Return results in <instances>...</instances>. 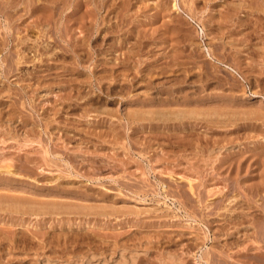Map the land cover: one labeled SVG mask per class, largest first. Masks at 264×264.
<instances>
[{
  "label": "rangeland",
  "instance_id": "obj_1",
  "mask_svg": "<svg viewBox=\"0 0 264 264\" xmlns=\"http://www.w3.org/2000/svg\"><path fill=\"white\" fill-rule=\"evenodd\" d=\"M4 3L0 264H264V0Z\"/></svg>",
  "mask_w": 264,
  "mask_h": 264
},
{
  "label": "bare ground",
  "instance_id": "obj_2",
  "mask_svg": "<svg viewBox=\"0 0 264 264\" xmlns=\"http://www.w3.org/2000/svg\"><path fill=\"white\" fill-rule=\"evenodd\" d=\"M37 1V0H36ZM47 1V0H46ZM68 2V1H67ZM7 3V2H6ZM6 3H4V4H2V8H0V13H1V15L2 14H4V17H5V20L8 22L9 21V12L10 11H8V10H13L14 9V5H7L6 6ZM187 3V2H186ZM10 4V3H9ZM42 5V4H41ZM64 5V4H63ZM68 5L69 6H72V1L70 2L69 1V3H68ZM68 5H67V7L65 8L66 10H69L70 9V7H68ZM73 5H75V4H73ZM29 6V5H28ZM53 6V5H52ZM56 7V6H55ZM54 6L53 7H47L48 9H46L45 7H42V8H44V9H41L40 7V9H41V11L42 10H47V11H49V13L48 14H50V15H46V16H44L45 18H44V21H43V23H41V25L43 24V26L46 24V25H51V24H53V28L54 29H56V31H54L53 32V34H51L54 38H58V40L60 39L62 42L64 41V42H66V40L65 39H67V37H69V30H71V26H69V30L67 31V29L62 33L61 32V30H59V28H58V26H59V21L57 20V21H55L54 20V16H56V13H55V11L57 10L56 8H55ZM61 7V6H60ZM39 8L38 7H35L34 8V11L35 10H39ZM59 8V7H58ZM190 8V7H189ZM46 10L44 11V12H46ZM8 13H7V12ZM59 11V10H58ZM62 11V10H61ZM11 13V12H10ZM54 13H55V15H54ZM59 13V12H58ZM70 13V12H69ZM71 14L72 13H70V15H68V16H71ZM73 14H74V12H73ZM195 14V13H194ZM5 15H7V16H5ZM59 15H60V13H59ZM61 23V22H60ZM7 24V23H6ZM10 23H8L7 25H8V27H4L5 28V30L6 31H9L10 30V25H9ZM36 25H40L39 23H36ZM68 27V26H67ZM53 29V30H54ZM41 31V30H40ZM4 34V33H3ZM7 35H9V33H5V35H1V37H2V40H0V41H2V42H0V54L5 50V47H6V45H8V44H6L8 41H7ZM11 35V34H10ZM52 37V38H53ZM23 40V39H22ZM154 40V39H153ZM5 41H7V42H5ZM48 41V40H47ZM68 42H69V40H67ZM63 42V43H64ZM68 44V43H67ZM71 44V43H70ZM70 44H69V46H70ZM17 46V45H16ZM68 45H67V47H69ZM24 47V46H23ZM16 48L14 51H10V49H9V51H8V53L9 54H11V55H15L16 57H17V55L18 56H20L21 55V57L22 56H24V55H22V54H24L25 52H27L26 50H29V51H31L33 54H36V53H38V55H39V53L41 52V54L40 55H45V53L47 54V55H49L48 53L50 52V54L51 53H53L52 51H51V48L49 47H42V50H41V48H36V46L35 47H33L34 49H29V48ZM26 47V46H25ZM39 47V46H38ZM66 47V48H67ZM72 48L70 49V50H68V52L70 53H75V50L76 49H74L73 48V46H71ZM41 51H40V50ZM61 50V49H60ZM28 51V52H29ZM61 52V51H60ZM67 51H66V53H68ZM14 53V54H13ZM30 53V52H29ZM28 53V54H29ZM70 53V54H71ZM62 54V53H61ZM10 55V56H11ZM7 58V57H6ZM146 99V98H145ZM155 100V99H154ZM143 101V100H142ZM147 101V100H146ZM157 101V100H156ZM161 101V100H160ZM154 103V102H153ZM152 103V105H154ZM162 103V102H161ZM143 104V103H142ZM160 103H157V105H159ZM149 105V104H148ZM151 105V104H150ZM137 111V110H136ZM145 112H146V110H145ZM144 112V113H145ZM132 113H134V112H132ZM136 113V112H135ZM153 112H151V114H152ZM131 114V113H130ZM149 114V113H148ZM150 114V115H151ZM155 114V113H154ZM157 114V113H156ZM141 115V114H140ZM130 116V115H129ZM138 116V115H137ZM142 117H143V115H142ZM48 188V187H47ZM1 190V189H0ZM12 192V191H11ZM17 192V191H16ZM13 193H14V191H13ZM19 194V193H18ZM10 196V195H9ZM8 195H0V210H2V211H5V210H8V211H10V212H22V211H25V213H29V214H38V212H37V207L39 206L40 208H42V206H45V204L44 203H37L36 201L35 202H33V201H31L30 199H28V198H22V197H17V196H13V197H9ZM54 206L55 204H50L49 206ZM58 208V207H57ZM39 210V209H38ZM7 211V212H8ZM43 211V210H42ZM25 213H23V214H25ZM27 215V214H26ZM14 241V240H13ZM16 242H14V244H15ZM13 247V246H12ZM207 255V254H206ZM108 260V259H107ZM206 262L207 261H209L208 259H207V257H205V259H204Z\"/></svg>",
  "mask_w": 264,
  "mask_h": 264
}]
</instances>
